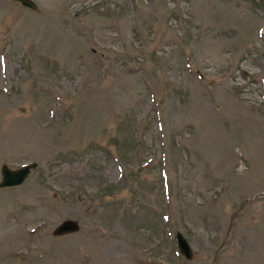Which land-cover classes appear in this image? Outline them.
<instances>
[{
  "label": "rangeland",
  "instance_id": "obj_1",
  "mask_svg": "<svg viewBox=\"0 0 264 264\" xmlns=\"http://www.w3.org/2000/svg\"><path fill=\"white\" fill-rule=\"evenodd\" d=\"M33 1L0 0V166L38 163L0 264H264V0Z\"/></svg>",
  "mask_w": 264,
  "mask_h": 264
},
{
  "label": "water",
  "instance_id": "obj_2",
  "mask_svg": "<svg viewBox=\"0 0 264 264\" xmlns=\"http://www.w3.org/2000/svg\"><path fill=\"white\" fill-rule=\"evenodd\" d=\"M21 5L32 10H38L37 4L33 0H14ZM38 163L33 161L22 164L17 168H12L6 163L0 166V188L14 187L21 185L37 167ZM80 229L79 221L72 218H66L60 221L52 231L54 236H62L66 234L75 233ZM176 245L179 253L186 259H191L193 250L184 236V234L177 230L175 232Z\"/></svg>",
  "mask_w": 264,
  "mask_h": 264
}]
</instances>
